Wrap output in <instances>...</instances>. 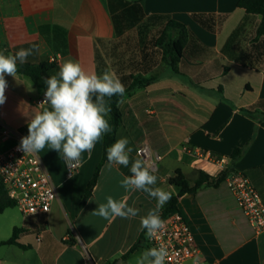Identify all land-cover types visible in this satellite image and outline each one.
I'll list each match as a JSON object with an SVG mask.
<instances>
[{
	"label": "crops",
	"instance_id": "crops-1",
	"mask_svg": "<svg viewBox=\"0 0 264 264\" xmlns=\"http://www.w3.org/2000/svg\"><path fill=\"white\" fill-rule=\"evenodd\" d=\"M238 2L143 0L147 16L168 15L190 30L192 38L179 65L181 75L163 64L155 71L140 69L151 66L147 50L146 57L121 51L116 56L113 74L119 79L132 73L159 75L120 104L123 117L116 140L128 138L132 159H142L137 149L149 144L162 157L154 170L156 187L172 195L179 191L169 183L177 170L192 182L202 171L214 178L221 174L220 165L189 152L196 147L227 157L229 168L246 175L264 200V68L243 65L222 52L238 29L243 30L240 41L247 32L254 36L261 22L260 16L248 15ZM199 14L216 17L214 32L195 21L193 16ZM129 36L136 37L129 32L118 36L109 0H0V50L14 54L37 47L39 51L28 57L32 64L49 59L60 66L71 59L88 73L102 74L100 46ZM125 62L127 66H121ZM134 64L138 67L133 70ZM6 80L7 101L0 105V123L21 138L28 134V116L47 107L39 103L44 90L24 75ZM109 123L112 127L110 118ZM104 137L91 154H82L81 166L71 179L66 176V161L56 151L46 146L38 153L57 186L58 199L45 215L26 217L15 207L0 213V243L8 241L15 228H27L17 240L25 247L0 245V264H136L148 249L145 235L138 244L144 234L140 218L156 201L120 187L123 176L131 175L129 168L103 165L92 197L81 207L102 160ZM17 142L16 136L0 141V149ZM235 149L245 150L237 162L232 156ZM108 195L118 200L127 197L139 214L107 220L93 215ZM178 209L195 236L202 264H264V232L250 224L225 180L182 196Z\"/></svg>",
	"mask_w": 264,
	"mask_h": 264
},
{
	"label": "clouds",
	"instance_id": "clouds-1",
	"mask_svg": "<svg viewBox=\"0 0 264 264\" xmlns=\"http://www.w3.org/2000/svg\"><path fill=\"white\" fill-rule=\"evenodd\" d=\"M38 51L37 47L21 48L7 55L0 51V105L7 101L6 76L15 78L18 65L27 63L28 57ZM43 83L46 89L41 103L47 107L28 116V134L21 137L18 150L37 154L47 146L65 161L79 163L82 154H91L103 136L112 131L109 123L111 99L119 96L121 99L117 105L122 104L126 88L115 74L109 71L88 73L79 62L71 59L62 63L59 71L44 79ZM129 145L128 138L122 137L107 147L106 166L109 169L113 165L128 167L131 175L123 176L120 187L126 193L143 192L156 201L155 207L140 218V229L151 240L165 227L161 212L172 194L156 187L158 177L153 167L144 159H132L133 148ZM105 199L106 203L98 204L93 215L107 220L115 217L132 219L139 214V209L127 203V197L118 200L108 195ZM168 256L165 247H152L140 254L136 264H166Z\"/></svg>",
	"mask_w": 264,
	"mask_h": 264
},
{
	"label": "trees",
	"instance_id": "trees-1",
	"mask_svg": "<svg viewBox=\"0 0 264 264\" xmlns=\"http://www.w3.org/2000/svg\"><path fill=\"white\" fill-rule=\"evenodd\" d=\"M109 6L118 36L126 34L133 28L144 23L148 25H162V30L153 40V46L160 51L162 64L169 66L174 73L180 75L182 74L179 65L182 61L187 45L192 38L190 30L185 24L171 19L168 15L147 16L144 12L143 0H109ZM238 7L244 9L248 15L260 16L261 22L256 28L255 34L250 40L245 52H240V48L237 47L239 43V37L243 31L241 28L230 37L228 42L223 47L222 52L230 59H233L243 65L254 68H264V0H239ZM193 17L196 22H198L207 30L211 32L216 30L217 20L214 15L199 14L194 15ZM0 51H4L6 55L11 54L6 50ZM142 53L145 55L144 50H142ZM146 55L144 57H146ZM58 71L59 66L56 62L50 61L49 59H44L39 64L27 62L23 65H18L17 74L29 77L39 88L45 90L46 85L43 83L44 79L57 73ZM146 75L147 74L143 73H132L120 78L124 85L127 84L125 87L126 92L123 100L126 95L130 94L136 88L147 86L150 83L156 81L159 77L158 74H151L149 76ZM120 99L121 97L119 96H114L111 99L112 112L110 114V119L112 122V131L109 134H106L104 137L102 160L94 174V177L88 185L85 195L82 198L81 207H84L88 200L92 197L94 188L98 182L100 170L103 165L107 163L106 149L116 140V134L121 125L123 117L120 105H117V101ZM259 105H261V102L258 104V106ZM247 112L252 114L251 111ZM244 152V149H235L232 155L234 162H237L239 158L244 155ZM225 177V173H221L217 178H214L202 171L200 178L195 182H192L184 175L181 170L175 171L173 176L169 179V183L177 187L179 191L177 194L172 195L170 202L164 206L161 212V218L165 220L172 214L179 211L178 203L182 196L186 194L195 195L204 186L216 187L225 180ZM11 207H16L15 202L8 197L5 189L0 186V213ZM26 231V227L15 228L12 237L8 241L0 243V245L18 244L21 247H25L19 244L17 240L20 234ZM144 235L145 232L140 241H138V244L141 242V240H144ZM136 245L131 251L135 249Z\"/></svg>",
	"mask_w": 264,
	"mask_h": 264
},
{
	"label": "built area",
	"instance_id": "built-area-1",
	"mask_svg": "<svg viewBox=\"0 0 264 264\" xmlns=\"http://www.w3.org/2000/svg\"><path fill=\"white\" fill-rule=\"evenodd\" d=\"M54 61V60H52ZM44 100V95L39 101ZM16 136L18 142L7 150L0 149V186L16 207L26 216L48 214L58 199L55 185L40 155L18 150L21 138L0 123V141ZM189 152L221 166L225 182L234 193L236 200L250 224L258 233L264 232V200L249 178L241 172L231 170L228 158L218 156L200 148L190 147ZM138 155L147 161L154 170L158 169L162 157L154 154L149 144L143 143L137 149ZM81 162L66 161V176L73 178ZM165 227L151 240L146 238L148 248L163 246L168 250L166 264H202L200 249L190 225L178 211L165 220Z\"/></svg>",
	"mask_w": 264,
	"mask_h": 264
},
{
	"label": "rangeland",
	"instance_id": "rangeland-1",
	"mask_svg": "<svg viewBox=\"0 0 264 264\" xmlns=\"http://www.w3.org/2000/svg\"><path fill=\"white\" fill-rule=\"evenodd\" d=\"M162 27L163 26L159 24L148 25L144 23L129 31V33L134 34L136 37L129 36L115 43L106 42L105 44H102L99 49V61L102 72L109 71L113 73V69L116 67V56L118 54V51H121L122 54L125 55L141 56L142 50H147L146 52L150 55L149 58L151 66H141L140 69L146 70L147 68L151 67L153 69L152 71H155V68L157 69L162 65V60L160 51L153 46V40L158 36L160 31L162 30ZM252 38V33L247 32L243 35L237 46L238 48H240V52L246 51L245 49L248 47L249 42ZM127 51H130V53H125ZM126 62L121 66H127ZM137 67V64L132 65L133 70ZM15 210H18V208L15 207ZM20 215H22V213H20Z\"/></svg>",
	"mask_w": 264,
	"mask_h": 264
},
{
	"label": "water",
	"instance_id": "water-1",
	"mask_svg": "<svg viewBox=\"0 0 264 264\" xmlns=\"http://www.w3.org/2000/svg\"><path fill=\"white\" fill-rule=\"evenodd\" d=\"M132 1H137V0H132Z\"/></svg>",
	"mask_w": 264,
	"mask_h": 264
}]
</instances>
